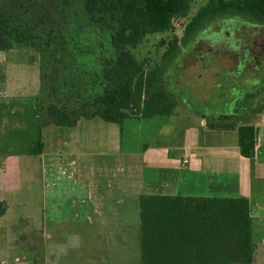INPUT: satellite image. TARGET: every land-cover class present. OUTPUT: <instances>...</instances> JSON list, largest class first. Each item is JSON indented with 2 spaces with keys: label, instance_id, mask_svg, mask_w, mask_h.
<instances>
[{
  "label": "trees",
  "instance_id": "1",
  "mask_svg": "<svg viewBox=\"0 0 264 264\" xmlns=\"http://www.w3.org/2000/svg\"><path fill=\"white\" fill-rule=\"evenodd\" d=\"M192 0H0V52L32 48L39 58V127H75L82 119L123 124L176 113L188 97L168 89L171 64L210 18L237 15L264 27V0H218L164 42L161 62L147 71L131 53L149 35L172 29ZM95 42L86 44L84 36ZM105 40V43L103 42ZM95 55L98 67L90 63ZM45 99L46 104H41ZM212 129L233 124L210 123ZM242 156L254 160L258 128H236ZM36 155L42 153L39 140ZM141 264H254L256 245L246 197L141 195ZM7 203L0 202V218Z\"/></svg>",
  "mask_w": 264,
  "mask_h": 264
},
{
  "label": "crops",
  "instance_id": "2",
  "mask_svg": "<svg viewBox=\"0 0 264 264\" xmlns=\"http://www.w3.org/2000/svg\"><path fill=\"white\" fill-rule=\"evenodd\" d=\"M229 94L222 97L221 92H216L218 98H214L210 114L201 108H206V103L199 105L188 97L191 109L170 116L130 120L122 128L92 124L95 118L80 120L72 127L77 132L67 145L73 149L71 155H55L48 152L46 145L42 190L36 184L35 174H31V166L23 167L17 155L0 158V202L7 203V211L0 218V264L15 259L20 264H46V248L53 250L50 244L74 242L76 236L84 233L77 227L66 232L65 220L69 216L78 219L75 223L79 225L90 222L97 226L98 234L105 232L111 238L116 233L104 231V225L125 226L130 202L139 206L141 195L246 197L252 224L255 220L264 222V100L259 101L256 109L246 111L264 91H252L246 98L242 92L237 96ZM211 101L213 97L209 96L206 102ZM223 103L235 104L237 111L224 110ZM157 118L160 121H156L155 131L149 134V127L143 123ZM210 123L233 124L236 128L256 126L254 160L241 155L236 128L212 129ZM126 125L129 143H124ZM105 128L110 136L105 137L102 132L100 136ZM143 135L144 139H138ZM97 157L113 158L117 174H104L103 168L87 162ZM75 159L73 166L71 161ZM68 168H72L69 178H73V172L76 175V187L70 192L65 190L64 195L73 194V199L64 205L60 198L63 194L60 192L57 199L59 189L54 187L59 185L55 179L65 175ZM40 195L41 198H35ZM68 210L70 215L64 218L63 212Z\"/></svg>",
  "mask_w": 264,
  "mask_h": 264
},
{
  "label": "rangeland",
  "instance_id": "3",
  "mask_svg": "<svg viewBox=\"0 0 264 264\" xmlns=\"http://www.w3.org/2000/svg\"><path fill=\"white\" fill-rule=\"evenodd\" d=\"M213 1L218 0H192L187 16L174 20L171 30L163 34L145 37L138 46L130 49L131 53L144 65L147 71H150L161 62L162 56L166 51L167 46L163 45V41L169 42L173 40L174 36L181 38L188 22L205 7L211 5ZM230 18H238L242 22L257 26L251 33L254 35L259 33V41L264 39V27L258 26L250 19L241 18L237 15L210 18L207 23H213L215 30H220L221 24ZM211 25L209 26L211 27ZM203 35L204 33H202ZM83 40L88 44L95 42V37L87 35L83 37ZM103 42L105 43V40ZM197 42L198 39H194L187 46H183L185 51H181L179 57L171 64L166 74V81L168 89L178 98L182 97V91L189 99L199 102V105L206 103L207 107L201 108L210 114V108L215 106L212 103L218 98L216 92H221L222 97L229 92V95L237 96L240 94L238 90H242V87L240 86L238 89V84L233 81L232 77L229 78L230 69H234L236 65L233 64V60L222 53L209 55L207 58L209 60H202L200 57L209 50H207L208 48H202L201 51H197L198 55H196L193 51L198 47ZM92 56L94 61L90 63V66L96 69L98 67L97 61L95 55ZM262 72L264 73V67L260 68V73L262 74ZM245 76L246 78H256L260 75L256 73V69L251 68L245 72ZM261 79V77H258L242 90L244 95H247L245 98L252 91L260 94L264 91V80ZM0 92L3 94L0 95V158L6 159L12 156L11 154L17 155L22 160L23 167L26 165L31 166V174H35L37 178H35L36 184L38 183L39 185L37 186L42 190L41 177L43 178V175L46 176V145L48 152L55 153V155L60 153L71 155L73 149L67 145L74 139L77 131L72 127L55 125L40 129L37 107V99L40 97L39 58L34 49L18 47L11 51L0 52ZM209 96L213 97V101L206 102ZM222 97L220 96V99ZM222 100L224 101V99ZM260 100H264V95L259 97L255 103L253 102L246 111L251 110L252 107L256 109ZM41 104H46L45 99L42 98ZM223 105H225L223 107L224 110L237 111L235 104L227 105L223 103ZM191 107V105H188V107L179 105L176 111L181 112L188 108L191 109ZM156 121H160V118L155 119V121H144L143 125L146 124L145 127H149V134L154 133ZM92 124L118 128V125L105 122L100 118H95ZM101 132L105 137L111 135V132L106 128L100 131V136ZM124 134V143H129L130 133L127 125L125 126ZM144 138V135L143 137L138 136L140 140ZM39 140L44 145L43 157L34 153L38 148ZM56 151L58 152L56 153ZM87 162L93 167L103 168L104 174L107 171L110 174H114L115 162L113 158H90ZM76 163L77 159H75ZM68 170L65 175H59V180L55 179V182L59 183V185L54 187V189H59L56 197L60 192L63 194L60 195V198L64 205H68L73 199V194L64 195L65 190L70 192L76 187L74 184L76 175L73 172V178H69L72 174V168H68ZM115 173L117 174V171ZM43 187L46 192V178L43 182ZM51 189L53 188L51 187ZM19 198L18 196L14 199ZM35 198H41V195L40 197L35 196ZM130 203L131 209L128 212V219L125 220V226L120 227L117 224V226H114L112 223L111 226L104 225V231L108 229L107 231L110 232L112 230L113 233H116L111 238L105 232L98 234L97 226L90 225V222L89 224L87 222L86 225L75 223L78 222V219H73L69 216L70 210H68V213L63 212L64 218L69 216V219L65 220L66 232L77 227L84 233L76 236V241L74 242H54L50 244L53 250L46 248V257L49 258L48 260L46 258V264H141L140 208L138 205L136 206V202ZM253 241L256 244L254 264H264V222L262 220L253 222ZM46 247H48L47 242Z\"/></svg>",
  "mask_w": 264,
  "mask_h": 264
},
{
  "label": "flooded vegetation",
  "instance_id": "4",
  "mask_svg": "<svg viewBox=\"0 0 264 264\" xmlns=\"http://www.w3.org/2000/svg\"><path fill=\"white\" fill-rule=\"evenodd\" d=\"M237 19L226 20L221 24L220 30H215L213 23H207L203 32L196 37L198 47L193 52L198 55V50L208 48L209 51L200 57L202 60H209L207 59L209 55H216L217 53L229 56L233 60V64H236L234 69H230L229 78L232 77L233 81L238 84V89L241 86L243 90L256 79L245 76V72L251 68L258 67L256 72L260 76L257 77L264 80V73H260V68L264 67V60H262L264 58V39L259 41V33L256 35L251 33L257 26ZM202 33H204L203 36ZM242 90H238V92L241 93Z\"/></svg>",
  "mask_w": 264,
  "mask_h": 264
},
{
  "label": "built area",
  "instance_id": "5",
  "mask_svg": "<svg viewBox=\"0 0 264 264\" xmlns=\"http://www.w3.org/2000/svg\"><path fill=\"white\" fill-rule=\"evenodd\" d=\"M71 164L74 166L75 165V160H72L71 161ZM1 264H20V261L18 259H15L12 262L11 261L2 262Z\"/></svg>",
  "mask_w": 264,
  "mask_h": 264
}]
</instances>
